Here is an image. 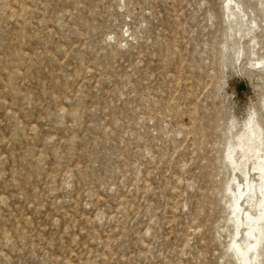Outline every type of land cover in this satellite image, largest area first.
Returning a JSON list of instances; mask_svg holds the SVG:
<instances>
[{
    "label": "rangeland",
    "instance_id": "rangeland-1",
    "mask_svg": "<svg viewBox=\"0 0 264 264\" xmlns=\"http://www.w3.org/2000/svg\"><path fill=\"white\" fill-rule=\"evenodd\" d=\"M262 167L264 0H0V264H264Z\"/></svg>",
    "mask_w": 264,
    "mask_h": 264
},
{
    "label": "bare ground",
    "instance_id": "bare-ground-1",
    "mask_svg": "<svg viewBox=\"0 0 264 264\" xmlns=\"http://www.w3.org/2000/svg\"><path fill=\"white\" fill-rule=\"evenodd\" d=\"M245 142H246V140H242V143L245 144ZM239 153L235 152L233 154L234 158H236L239 155ZM250 160H251L250 164H253V163H255L256 159L254 160L252 158ZM253 170H256L257 172L254 173V174H251L248 189L243 194V196L240 198V203L243 204V208H247V207H251L252 206V202H253V200L255 198V191L254 190L256 189V182H257L256 181V175L260 171L264 172V168L263 167L259 168V169H253ZM238 182L239 183H243L244 179L238 180ZM262 207H263V205L258 208V211H257L258 215L262 214V212H263V208ZM253 219H255V218H253ZM258 233H259V230H258L257 225L255 226L254 231H252L249 226H244V231L241 232V234L238 236L237 240L234 243L235 250L242 255V257L244 258V263L245 264H248L247 258L250 257L253 254V249L252 248H253V246H254V244L256 242Z\"/></svg>",
    "mask_w": 264,
    "mask_h": 264
}]
</instances>
